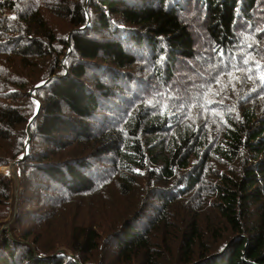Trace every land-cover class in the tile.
<instances>
[{
	"label": "trees",
	"instance_id": "obj_1",
	"mask_svg": "<svg viewBox=\"0 0 264 264\" xmlns=\"http://www.w3.org/2000/svg\"><path fill=\"white\" fill-rule=\"evenodd\" d=\"M262 77L264 0H0V264H264Z\"/></svg>",
	"mask_w": 264,
	"mask_h": 264
},
{
	"label": "water",
	"instance_id": "obj_2",
	"mask_svg": "<svg viewBox=\"0 0 264 264\" xmlns=\"http://www.w3.org/2000/svg\"><path fill=\"white\" fill-rule=\"evenodd\" d=\"M37 107H38V104L36 106V109H37ZM36 109L34 111V115L37 111ZM31 119H32V116L29 118L28 123L31 121ZM26 133H27V135L29 134L27 128H26ZM25 154H26V149H24L22 155L19 158L12 160L8 164V167L10 169L9 172H10V175L12 177L10 190L14 194H12L9 197V201H8L9 210H8L7 216L4 219H0V243H1L2 235L5 233V235L8 239L20 242V243L26 245L27 247H29L31 250L34 251L33 247H31L28 244V242L22 241L21 239H18L14 233V220H15V215H16V205H17V198H18L19 191H20L19 182H18V178L16 175V171H15V165L20 159H22L24 157ZM57 253H64V254L70 256V253L68 251H66V249H64V248L56 249V251L53 253V255L57 254Z\"/></svg>",
	"mask_w": 264,
	"mask_h": 264
},
{
	"label": "rangeland",
	"instance_id": "obj_3",
	"mask_svg": "<svg viewBox=\"0 0 264 264\" xmlns=\"http://www.w3.org/2000/svg\"><path fill=\"white\" fill-rule=\"evenodd\" d=\"M10 162H11V161H10ZM10 162H9V163H10ZM9 163H8V164H9ZM8 164L5 165V166H0V172H1V173H6V174H7V177H8V180H9V185L11 186L12 177H11L10 172H9L10 169H9V167H8ZM1 167H4V169L1 170ZM7 170H8V171H7ZM15 171H16V165H15ZM19 188H20V186H19ZM10 192H11V193H10ZM12 194H14V193H13L11 190H9V197H10ZM19 194H20V191H19ZM18 197H19V195H18ZM18 199H19V198H17V202H18ZM8 201H9V198H8ZM8 201H7V203H8ZM8 210H9V207H8ZM16 211H17V205H16ZM7 214H8V212H7ZM6 216H7V215H6ZM6 216H5V217H6ZM5 217H4V218H5ZM4 218H1V219H4ZM14 233H15V231H14ZM15 235H16V234H15ZM30 246H31V245H30ZM31 247H32V246H31ZM58 248H62V247H58ZM58 248H56V249H58ZM56 249H55V250H56ZM64 249H65V248H64ZM55 250H54V251H55ZM34 252H36V251H34Z\"/></svg>",
	"mask_w": 264,
	"mask_h": 264
},
{
	"label": "snow or ice",
	"instance_id": "obj_4",
	"mask_svg": "<svg viewBox=\"0 0 264 264\" xmlns=\"http://www.w3.org/2000/svg\"><path fill=\"white\" fill-rule=\"evenodd\" d=\"M245 63H248V61L246 60ZM262 79H264V77H262Z\"/></svg>",
	"mask_w": 264,
	"mask_h": 264
},
{
	"label": "bare ground",
	"instance_id": "obj_5",
	"mask_svg": "<svg viewBox=\"0 0 264 264\" xmlns=\"http://www.w3.org/2000/svg\"><path fill=\"white\" fill-rule=\"evenodd\" d=\"M4 169V167H1V170ZM8 171V170H7Z\"/></svg>",
	"mask_w": 264,
	"mask_h": 264
}]
</instances>
